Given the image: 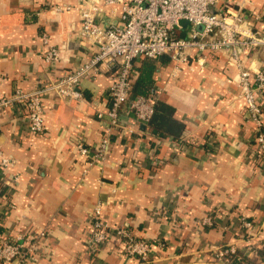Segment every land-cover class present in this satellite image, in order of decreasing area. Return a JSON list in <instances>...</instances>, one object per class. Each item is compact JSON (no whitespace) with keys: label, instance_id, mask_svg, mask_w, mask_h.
Returning <instances> with one entry per match:
<instances>
[{"label":"crops","instance_id":"crops-1","mask_svg":"<svg viewBox=\"0 0 264 264\" xmlns=\"http://www.w3.org/2000/svg\"><path fill=\"white\" fill-rule=\"evenodd\" d=\"M84 6L83 0H0V100L55 83L93 58L96 45L80 33ZM239 7L264 35V0H233L231 8ZM113 9L100 17L116 25ZM45 36L61 54L52 65L43 57ZM147 63L149 96L173 107L172 118L183 125L179 139L138 123L127 108L112 126L106 113L115 69L104 66L80 83L79 98L43 97L40 134L30 132L24 103L0 108V148L11 161L0 172L8 188L0 196V237H23L25 247L33 246L26 262L13 264H144L115 238L89 249L97 207L111 232L130 229L151 245L146 264H213L216 249L246 245L244 219L254 224L252 243L264 244V164L238 70L225 52L207 54L204 66L192 55L176 77L168 55L138 58L134 83ZM244 63L253 75L264 73V48ZM261 104L264 129V91ZM104 139L107 152L99 158Z\"/></svg>","mask_w":264,"mask_h":264},{"label":"built area","instance_id":"built-area-1","mask_svg":"<svg viewBox=\"0 0 264 264\" xmlns=\"http://www.w3.org/2000/svg\"><path fill=\"white\" fill-rule=\"evenodd\" d=\"M80 10L82 37L92 41L97 52L89 62L70 72L59 81L44 86L32 93L17 92L14 97L0 100V108L14 103H24L28 110L29 128L32 134L44 130L42 100L47 93L55 92L61 98H79L78 86L87 78L97 74L101 66L115 69L109 87L110 110L106 113L109 123L118 126L125 108L135 120L149 125L156 112V100L150 96L133 95L135 80L134 62L138 58L156 60L168 55L174 63L172 76L180 74L182 66L189 63L192 55H198L203 66L207 54L225 52L238 70V85L245 100L247 113L257 124L254 141L256 154L264 164V133L262 132V104L264 73L253 75L244 65V60L252 52L264 48V35L255 32L244 20L242 8L232 9L233 0H100L89 2ZM114 8L119 12V23L104 27L100 21L104 9ZM62 11L61 8H58ZM43 57L47 65L60 60V50L49 44L44 37ZM102 117V114H99ZM108 140L104 139L97 157L107 152ZM80 151H87L80 146ZM11 165L0 148V172ZM205 223L211 224L207 218ZM246 230H254V224L242 220ZM42 232L39 237H44ZM255 232L251 238H254ZM123 247L126 255L139 261L150 257L152 247L145 240L137 239L126 228L111 232L101 219V208L95 210V221L88 239V247L96 252L112 239ZM239 248L235 244L226 245L214 251L212 263L226 264L225 258L238 250L248 256H256V246L252 239ZM23 237L15 241L0 237V264L24 263L33 246L25 247Z\"/></svg>","mask_w":264,"mask_h":264},{"label":"trees","instance_id":"trees-1","mask_svg":"<svg viewBox=\"0 0 264 264\" xmlns=\"http://www.w3.org/2000/svg\"><path fill=\"white\" fill-rule=\"evenodd\" d=\"M152 70L153 67L148 63L138 70V78L133 84V95L149 96L151 94ZM173 112L174 109L172 106L164 102H156V112L150 124L155 129V132L161 136L168 135L174 139H179L181 137L183 125L172 118ZM262 132L264 133V129H262ZM7 190L8 188L5 186L4 177L1 176L0 196H3ZM242 232L243 239H249L252 237L254 231L243 228ZM256 251L257 254L254 257L248 256L243 250H238L237 253L228 255L225 258L226 264H264V244ZM148 261V259L145 261L141 260V263L146 264Z\"/></svg>","mask_w":264,"mask_h":264},{"label":"water","instance_id":"water-1","mask_svg":"<svg viewBox=\"0 0 264 264\" xmlns=\"http://www.w3.org/2000/svg\"><path fill=\"white\" fill-rule=\"evenodd\" d=\"M100 21L104 25V27H109L111 25V23L107 24L105 20H102L101 17H100Z\"/></svg>","mask_w":264,"mask_h":264}]
</instances>
